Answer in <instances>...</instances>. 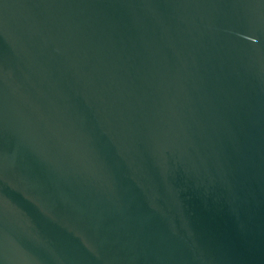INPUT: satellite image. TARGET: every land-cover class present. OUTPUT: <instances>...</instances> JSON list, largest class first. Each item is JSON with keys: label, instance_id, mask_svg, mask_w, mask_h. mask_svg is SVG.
Segmentation results:
<instances>
[{"label": "water", "instance_id": "obj_1", "mask_svg": "<svg viewBox=\"0 0 264 264\" xmlns=\"http://www.w3.org/2000/svg\"><path fill=\"white\" fill-rule=\"evenodd\" d=\"M0 264H264V0H0Z\"/></svg>", "mask_w": 264, "mask_h": 264}]
</instances>
